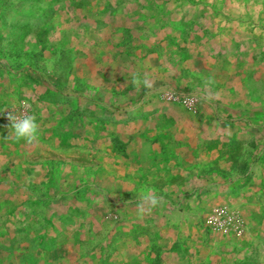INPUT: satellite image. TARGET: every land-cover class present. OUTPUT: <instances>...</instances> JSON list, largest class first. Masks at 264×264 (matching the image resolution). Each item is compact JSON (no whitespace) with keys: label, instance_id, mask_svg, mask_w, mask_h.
I'll return each instance as SVG.
<instances>
[{"label":"rangeland","instance_id":"1","mask_svg":"<svg viewBox=\"0 0 264 264\" xmlns=\"http://www.w3.org/2000/svg\"><path fill=\"white\" fill-rule=\"evenodd\" d=\"M0 264H264V0H0Z\"/></svg>","mask_w":264,"mask_h":264},{"label":"clouds","instance_id":"2","mask_svg":"<svg viewBox=\"0 0 264 264\" xmlns=\"http://www.w3.org/2000/svg\"><path fill=\"white\" fill-rule=\"evenodd\" d=\"M131 83L137 91L140 90L141 84H143L145 88L150 89L152 87V83L147 77L141 80L138 74L132 75ZM7 118L10 121L8 126L10 131L7 137H11L17 142L25 141L28 144H35L38 142L40 137V128L35 115L17 116L8 112ZM159 202V199L152 195L150 189H142L138 197L137 207L138 210L143 213L145 203H150L152 207H156Z\"/></svg>","mask_w":264,"mask_h":264},{"label":"crops","instance_id":"3","mask_svg":"<svg viewBox=\"0 0 264 264\" xmlns=\"http://www.w3.org/2000/svg\"><path fill=\"white\" fill-rule=\"evenodd\" d=\"M140 158L137 160V164L139 167L142 168L143 172L151 173L154 171H160L164 174H184V173H199V174H207L211 171V167H216L215 163H212V165L202 163L200 167L197 168H191L186 169L184 167V164L182 161H179L178 157L169 158L168 161H162L161 163L159 161H154L153 159H150L148 155L144 152H142L139 155Z\"/></svg>","mask_w":264,"mask_h":264},{"label":"built area","instance_id":"4","mask_svg":"<svg viewBox=\"0 0 264 264\" xmlns=\"http://www.w3.org/2000/svg\"><path fill=\"white\" fill-rule=\"evenodd\" d=\"M220 223L222 224V226L226 224L224 221H220Z\"/></svg>","mask_w":264,"mask_h":264}]
</instances>
